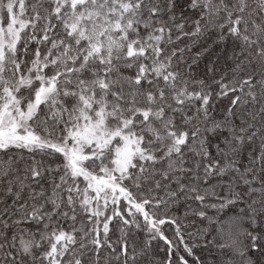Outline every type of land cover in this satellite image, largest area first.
Wrapping results in <instances>:
<instances>
[{"label": "snow or ice", "instance_id": "snow-or-ice-1", "mask_svg": "<svg viewBox=\"0 0 264 264\" xmlns=\"http://www.w3.org/2000/svg\"><path fill=\"white\" fill-rule=\"evenodd\" d=\"M0 264H264V0H0Z\"/></svg>", "mask_w": 264, "mask_h": 264}]
</instances>
